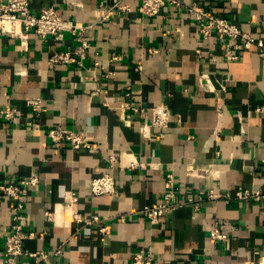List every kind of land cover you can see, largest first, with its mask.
<instances>
[{
    "label": "crops",
    "instance_id": "crops-1",
    "mask_svg": "<svg viewBox=\"0 0 264 264\" xmlns=\"http://www.w3.org/2000/svg\"><path fill=\"white\" fill-rule=\"evenodd\" d=\"M118 1L130 10L65 32L60 43L34 32L20 40L0 31V105L21 110L14 123L0 121V186L39 177L24 194L22 211L1 197L0 264H7L4 240L15 223L37 234L25 239L27 251L61 249L52 255L57 264H133L138 252H151L161 263L251 258L263 264L264 198L242 192L264 191V56L252 48L228 61L227 39H204L194 18L170 4L148 17L141 0H32V12L53 4L64 18L88 25L101 4ZM186 1L264 39V0ZM80 37L90 42L82 66L49 63L55 50H74ZM26 96L41 97L39 116ZM128 102L166 104L173 122L151 128L147 138L140 131L146 118ZM54 125L86 132L93 148L52 143L44 129ZM105 170L114 175L116 191L93 195L90 180ZM167 173L174 174L177 198H204L198 209L188 202L154 225L143 209L163 199ZM210 190L221 196L208 197ZM72 195L82 223L63 209ZM96 215L99 221L86 224ZM216 221L227 239H210ZM36 261L28 254L17 258V264Z\"/></svg>",
    "mask_w": 264,
    "mask_h": 264
},
{
    "label": "built area",
    "instance_id": "built-area-1",
    "mask_svg": "<svg viewBox=\"0 0 264 264\" xmlns=\"http://www.w3.org/2000/svg\"><path fill=\"white\" fill-rule=\"evenodd\" d=\"M170 4L173 8H184L195 20L199 34L204 39L217 35L220 38L227 39L225 43V56L228 61L237 60L244 51L256 48V50L264 56V39L257 38L249 31L241 28L239 24L232 21L229 16H223L212 12L209 8L196 2L190 3L186 0H141V12L148 17L158 15L163 8ZM130 7L118 1L111 5L101 4L94 16V22L83 25L62 16L55 5L50 4L42 8L39 12H32V0H1L0 1V31L9 34L12 38L24 40L30 32H34L42 38L52 37L55 42L60 43L64 39L65 32H77L79 29L92 28L96 21L108 20L121 13L129 11ZM79 45L74 50L57 49L49 56V63L52 65L71 66L78 64L83 65L87 57L90 42L88 39L80 37ZM95 65H102L100 59L95 58ZM101 91V88H97ZM127 97H131L130 93H126ZM26 106L37 116L41 113L42 99L39 96H26ZM129 108L146 118L145 123L141 126V133L147 137H151V128H159L163 130L173 122V112L169 106L160 103L152 107L141 106L140 104L127 103ZM264 109V108H261ZM21 110L16 106L0 105V121H8L14 123L20 117ZM130 125L129 120H125ZM37 128H41L39 122L35 123ZM46 136L54 144H66L72 149H91L94 146L91 136L86 132L75 130L69 126L54 125L44 129ZM163 136V132H160ZM113 162L110 159V167ZM127 166L132 168L135 166L133 162H127ZM39 177L37 174L23 179L21 182H8L0 186V204L1 197H8L15 203L17 211H22L25 207L23 197L29 188L37 185ZM167 190L161 201L145 206L143 214L154 225L160 223L161 219L168 214L173 213L177 209L184 206L188 202L196 203L195 207H200V201L204 198V194L200 193L196 197L189 196L186 200L177 198L175 177L173 173L166 174ZM90 191L93 195L101 196L112 194L116 191V181L114 175L109 170L102 171L90 180ZM208 197L221 196L210 190L207 192ZM223 196V195H222ZM242 197L253 198L259 200L264 198V191H250L244 189ZM77 197L72 195L68 203L63 206L65 212L71 214L72 220L75 222H83L82 214L76 209ZM57 211V210H56ZM46 215L52 219L53 213L47 211ZM19 214L14 216L18 219ZM99 221L96 215L92 219L85 221L91 224ZM223 224L219 221L215 222L214 228L210 231V239L212 241L224 240L229 237L228 233L222 231ZM234 228V227H232ZM105 231V227L101 228ZM36 232H25L21 224L15 223L11 227V231L6 234L3 256L7 264H17V258L22 254H28L36 258L35 264H57L52 260L53 254H60L61 249L57 250H37L27 251L24 248V241L27 238L36 236ZM133 264H172L171 262L161 263L155 256L149 252L146 256L142 252H138L133 257ZM205 264V263H201ZM244 264H257L254 259H247ZM264 264V263H263Z\"/></svg>",
    "mask_w": 264,
    "mask_h": 264
}]
</instances>
